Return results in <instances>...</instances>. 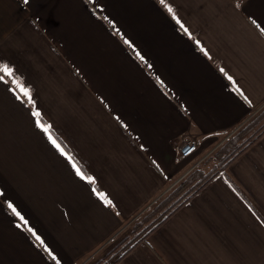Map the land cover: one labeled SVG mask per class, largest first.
Here are the masks:
<instances>
[{
  "label": "crops",
  "instance_id": "1",
  "mask_svg": "<svg viewBox=\"0 0 264 264\" xmlns=\"http://www.w3.org/2000/svg\"><path fill=\"white\" fill-rule=\"evenodd\" d=\"M166 3L0 0V264H264V0Z\"/></svg>",
  "mask_w": 264,
  "mask_h": 264
},
{
  "label": "snow or ice",
  "instance_id": "2",
  "mask_svg": "<svg viewBox=\"0 0 264 264\" xmlns=\"http://www.w3.org/2000/svg\"><path fill=\"white\" fill-rule=\"evenodd\" d=\"M160 3L162 5H164L169 12H172V7L170 5H168L166 3V0H160ZM98 7H103L102 5H98ZM173 16H175V14L173 13ZM253 23H257L255 20H253ZM257 27H260L259 24H257ZM260 30L262 32H264V27H260ZM186 31V29H185ZM125 43H131L130 41H128L126 38H125ZM199 43V42H197ZM137 55H139V53H137ZM141 59H143V57L141 56L140 57ZM223 71V70H222ZM0 72H3L4 75H0V81H4L5 80V76H8V77H13L14 76V70L12 67H10L8 64L6 63H3V62H0ZM229 80L232 79V77H228ZM12 83L14 84H17L18 87L20 88V91L23 93L24 96H28L29 99H30V96H29V89L26 88L23 84H21L17 79H13L12 80ZM13 91H15V89H13ZM32 116L36 119V125L41 128L47 135H48V139L50 140V142L55 146L56 149H58L64 156H66L69 161H72V158L71 156L61 147V145L57 142V140L52 136L51 132H50V128H51V125H48V124H45L42 122V112L40 109H34L33 112H32ZM73 163V167L76 169V173L77 175H79L82 179L84 180H87V181H92L94 180V177L92 176H89V175H86L85 173H83L75 164V162H72ZM95 191V189L93 190ZM3 194V190L0 189V195ZM96 195L101 197L102 199L105 200V203H110V201H108L105 197V194L104 193H101V192H96ZM5 203L7 204L8 208L11 209L12 213L19 217L21 221H23V223L25 225L28 224V221L25 219V217L21 214V212L19 210H17L16 206L13 204V202L11 200H7L5 201ZM30 231H33V234L35 235V230L34 229H29ZM36 239L37 240H40L41 244H43V240L41 239L40 236H36ZM45 248L47 249V245H44ZM50 255L52 256L53 259L57 260V264H59V260L57 259L55 253H52L50 249H48Z\"/></svg>",
  "mask_w": 264,
  "mask_h": 264
},
{
  "label": "trees",
  "instance_id": "3",
  "mask_svg": "<svg viewBox=\"0 0 264 264\" xmlns=\"http://www.w3.org/2000/svg\"><path fill=\"white\" fill-rule=\"evenodd\" d=\"M264 129L260 132L263 133ZM253 141V140H252ZM251 141V142H252ZM228 143V142H227ZM227 143H225V145H227ZM229 144V143H228ZM223 148V147H222ZM245 147L239 149L237 152L230 154L226 160H223L222 162L219 163V165L217 166L218 170H222L224 169L231 161L232 159L239 154ZM219 151H217L215 154H213L212 157H210V161L216 159L218 156ZM217 160V159H216ZM218 161V160H217ZM216 161V162H217ZM201 170V169H200ZM200 170H195L194 173H190L189 175H187L184 180L175 188L173 189L167 196L166 202L167 201H171V200H176L178 199L179 195L184 194L183 192H185V190H187L188 187H192L193 183L195 181H198L200 179L199 175L200 174ZM196 173V174H195ZM215 175V173H211V174H206V176L208 177L206 180H204L202 183H200V185L198 186V188L194 191L189 192L188 195L184 196L183 199H180V201L173 207V210L171 213L175 212L177 209H179L183 204H185L190 198H192L194 196V194H196V192L201 189L209 180L210 178H212Z\"/></svg>",
  "mask_w": 264,
  "mask_h": 264
},
{
  "label": "rangeland",
  "instance_id": "4",
  "mask_svg": "<svg viewBox=\"0 0 264 264\" xmlns=\"http://www.w3.org/2000/svg\"><path fill=\"white\" fill-rule=\"evenodd\" d=\"M235 132H236V130H235ZM235 137V138H234ZM242 137V135L241 136H239V137H236V136H233V138L231 137V140H229L230 142H229V144H227V145H225V144H222L221 145V147H219V148H217L211 155L213 156V154H215L217 151H219L218 152V154H217V160L216 159H214V162H215V165H219V163L220 162H222L223 160H226V158L230 155V154H233V153H235V152H237L238 150H239V148L241 147V144H240V139H242L241 138ZM251 137V136H250ZM249 137H247V139H248ZM233 139V140H232ZM223 147V148H222ZM217 161V162H216ZM193 188V187H192ZM184 194H182L181 196H180V199L182 198V197H184V196H186V195H188V191H186L185 190V192H183ZM171 202H173V206H175V204H177V202L178 201H176L175 199L174 200H171ZM168 206V205H167ZM163 207L164 208H166V205L164 204L163 206H161V207H159V208H157L156 207V209H152L151 210V216H150V219L151 218H153V217H156L160 212H162L163 211ZM155 208V207H154ZM164 212H166V211H164ZM164 212H162V213H164ZM162 213H160V214H162ZM137 219H139V217L137 218ZM136 219V220H137ZM136 220L130 225V227H128L126 230L128 231V230H130V228L131 227H134L133 225L135 224V222H136ZM93 259H96L95 257L93 258ZM93 259L91 260V261H88L86 264H91L92 263V261H93ZM104 261H105V259L103 258L102 259V262L104 263ZM101 261H100V263L98 262L97 264H101L102 263Z\"/></svg>",
  "mask_w": 264,
  "mask_h": 264
},
{
  "label": "built area",
  "instance_id": "5",
  "mask_svg": "<svg viewBox=\"0 0 264 264\" xmlns=\"http://www.w3.org/2000/svg\"><path fill=\"white\" fill-rule=\"evenodd\" d=\"M196 142L193 140H186L179 146V156L186 157L194 152L196 149Z\"/></svg>",
  "mask_w": 264,
  "mask_h": 264
}]
</instances>
